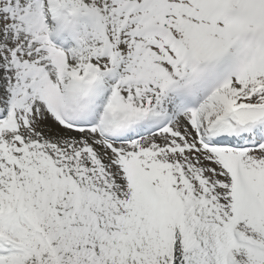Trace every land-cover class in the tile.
<instances>
[{
    "label": "snow or ice",
    "instance_id": "obj_1",
    "mask_svg": "<svg viewBox=\"0 0 264 264\" xmlns=\"http://www.w3.org/2000/svg\"><path fill=\"white\" fill-rule=\"evenodd\" d=\"M0 264H264V0H0Z\"/></svg>",
    "mask_w": 264,
    "mask_h": 264
}]
</instances>
